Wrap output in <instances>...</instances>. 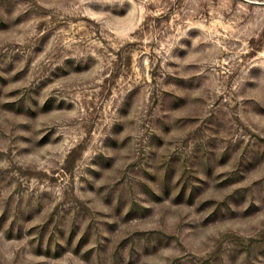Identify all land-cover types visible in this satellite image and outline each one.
I'll return each instance as SVG.
<instances>
[{"label":"rangeland","instance_id":"374dc122","mask_svg":"<svg viewBox=\"0 0 264 264\" xmlns=\"http://www.w3.org/2000/svg\"><path fill=\"white\" fill-rule=\"evenodd\" d=\"M0 264H264V0H0Z\"/></svg>","mask_w":264,"mask_h":264}]
</instances>
